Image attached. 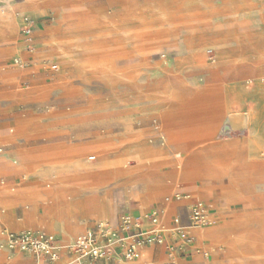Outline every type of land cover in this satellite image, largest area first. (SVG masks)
I'll use <instances>...</instances> for the list:
<instances>
[{"label": "rangeland", "instance_id": "374dc122", "mask_svg": "<svg viewBox=\"0 0 264 264\" xmlns=\"http://www.w3.org/2000/svg\"><path fill=\"white\" fill-rule=\"evenodd\" d=\"M104 1L66 4L73 16L24 15L20 27L17 13L27 9L19 10L18 0L0 8V35L14 36L9 42L21 49L0 65L5 74L0 102L14 100L7 116L19 120L8 133L19 138L38 131L32 133L39 134L37 142L29 146H40L53 143L54 130L61 129L65 141L64 150L47 153L41 162L66 169L63 180L28 179L26 170V184L33 185L11 193L9 184L19 177L3 179L0 196L16 202L10 208L0 205L15 209L13 219L23 216L24 227L45 224L56 232V226L66 224L68 201L83 195L107 205L108 215L97 214L98 219H115L114 202L98 193L130 191L139 176L151 188L150 177L169 167L158 169L135 156V143L158 161L184 153L188 143L186 157L224 146L227 155L244 157L248 170L264 177V0H147L143 10L141 0H118L107 11L96 4ZM26 19L32 24L29 39ZM27 54L33 59L21 60ZM183 110L188 114L181 122L177 115ZM143 116L152 121L148 129ZM156 129L168 137L164 150L155 145ZM124 132L127 140L120 141ZM203 175L190 170L188 181L198 182ZM114 200L119 202L116 195ZM57 204L58 214L46 211ZM2 224L9 230L5 219ZM71 244H61L62 251Z\"/></svg>", "mask_w": 264, "mask_h": 264}, {"label": "crops", "instance_id": "0c3cea01", "mask_svg": "<svg viewBox=\"0 0 264 264\" xmlns=\"http://www.w3.org/2000/svg\"><path fill=\"white\" fill-rule=\"evenodd\" d=\"M12 1L15 0H0V8L5 3ZM18 1L19 10L27 9L25 12L17 13L20 27L24 15H30L36 19H41L47 14L55 17H64L68 14L73 16L75 13L68 12L65 5L68 3L78 4L77 1L79 0ZM117 1L105 0L104 4L102 2L96 4L102 5L105 9H111L114 8L112 3ZM141 2V10L148 8L145 5L147 0H141ZM124 4L125 2L118 3L119 6ZM8 10L11 9L8 8ZM148 10L152 15L153 11ZM10 38H14V36L0 35V65L6 63L10 55H15L18 51H21V49L18 50L17 43L9 42ZM30 59H33V57L27 54L25 59L21 60ZM4 76L5 74L0 67V78ZM13 102L15 101L12 100L7 104L0 102V146L3 148V151L0 149V172L6 173H0V186L5 185L3 179H16L17 177H19L18 180H14L13 183L9 184L11 193L24 189L30 184L33 185V183L26 184V177L22 175L26 170L31 172L28 179H42L53 176L57 181L63 180L66 169L62 167L54 169L41 164L47 153L53 150H64L63 130H54V135L58 138L53 143L40 146H29L31 140L35 139L34 143L37 142L38 131H27L26 135L23 133L19 138L10 136L7 127L12 124L16 126L19 121L7 116V111ZM147 113L146 111L142 112L144 115ZM148 117L143 116L141 118L145 122V129H148V124L152 123ZM31 118L35 117H29L27 120H31ZM155 131V145L164 150L168 146V137L163 129H156ZM34 132L37 133L33 135ZM159 134H163L165 137ZM125 139L127 140L126 132L122 133L119 140L126 141ZM149 144L154 143L149 141ZM127 151L125 150L122 153L127 155ZM189 151L190 146L188 143L187 150L184 153H179L176 157L163 161L148 160L152 161L158 169L159 165H169L166 170L159 169L161 173L155 180V185L151 188L145 183H132L130 184L132 185L130 191H106L102 195L98 193V197L108 195L112 204L114 202L115 219H98L96 213L87 209L83 195L81 199L78 198L73 202L68 201L69 209L66 224L56 226V232H53L45 224L36 227H24L20 223L23 216L18 220L13 219L15 209L7 210L0 205V209L7 211L6 215H4V212H0V232L7 230L18 233L26 231V229H44L47 231L46 234L54 235L59 239L60 244L65 246L73 242L74 238L83 234L87 229L92 228L97 222H110L113 224L112 227L118 228L120 218L123 215L135 220L149 215L153 210H157L161 212L159 226L162 229L164 244L141 247L139 249L140 258L135 261L114 262L111 264H264V177L260 176L259 173L249 171L248 161L244 157L227 155L228 152H225L224 146L208 147L193 152L191 157H186V153ZM19 161H21V165H17ZM175 162L177 166L170 168ZM139 166L140 163L137 167ZM28 167L31 169H28ZM180 167L185 170L201 171L204 177L198 182H178L172 171ZM71 190L75 194L80 193L76 188ZM0 193L5 192L0 191ZM115 195L119 202L113 201ZM175 195H179V199L164 202L166 198ZM202 195L206 198L203 201L198 198ZM194 202H201L208 208L211 225L205 227L191 226L189 207ZM27 209L28 207H26ZM174 218L179 219L181 230L178 233L173 230L175 227L173 224ZM3 219H5L9 230L3 226ZM142 228L143 230L151 229L147 222L143 223ZM186 238L191 239L189 245H185L184 240ZM2 241L3 239L0 240V243ZM167 247H171L173 251L169 252ZM71 259V256L63 254L58 264H65ZM0 262V264H8L9 262L11 264H46L43 259L21 253L12 254L11 259L8 261L6 252H0Z\"/></svg>", "mask_w": 264, "mask_h": 264}, {"label": "built area", "instance_id": "2783aa9c", "mask_svg": "<svg viewBox=\"0 0 264 264\" xmlns=\"http://www.w3.org/2000/svg\"><path fill=\"white\" fill-rule=\"evenodd\" d=\"M24 25L26 26L24 33L28 35L32 24L26 19ZM160 219L161 212L153 210L149 215L135 220L123 215L118 228L112 227L108 222H97L92 228L79 235L65 252L62 251L58 238L52 234L30 230L18 233L2 230L0 234L3 236V241L0 243V252L7 253L8 261L12 254L21 253L43 259L46 264H58L63 254L72 257L65 264L131 262L138 259L141 247L164 244L159 226ZM144 222L150 225V230H143ZM189 222L193 227L211 225L208 208L201 202L192 203L189 207ZM173 224L174 232H180L178 218L173 220ZM184 241L185 245L191 243L190 238ZM167 250L173 251L171 247H167Z\"/></svg>", "mask_w": 264, "mask_h": 264}, {"label": "bare ground", "instance_id": "6f19581e", "mask_svg": "<svg viewBox=\"0 0 264 264\" xmlns=\"http://www.w3.org/2000/svg\"><path fill=\"white\" fill-rule=\"evenodd\" d=\"M82 1V0H81ZM90 1V0H89ZM93 1V0H91ZM97 1V0H96ZM74 2V1H73ZM76 2V1H75ZM78 2V1H77ZM84 2V1H83ZM24 7V6H23ZM3 9V8H2ZM13 9V8H12ZM24 12V11H23ZM11 16V15H10ZM3 18V17H2ZM7 19V18H6ZM9 19V18H8ZM21 24V22H20ZM224 31V30H223ZM230 31V30H229ZM213 32V31H212ZM15 34V33H14ZM32 32L30 30V32L28 33V37H26L25 39H29V37L32 36ZM218 34V33H217ZM223 34V33H222ZM238 34V33H237ZM219 36V35H218ZM222 41V40H221ZM216 42V41H215ZM211 44V43H210ZM190 46V45H189ZM192 46V45H191ZM213 46V45H212ZM218 47V46H217ZM201 49V48H200ZM207 49V48H206ZM228 50V49H227ZM192 51V50H191ZM18 61L17 59L14 60V62ZM181 111V110H179ZM174 112V111H173ZM188 111H185L183 110L182 112H180L177 116L178 120L184 118V116H186L188 113ZM172 116V115H171ZM175 116V115H174ZM170 119V118H169ZM185 120V119H184ZM184 120H180L181 122H184ZM159 135H163V134H159ZM164 136V135H163ZM174 136V135H173ZM165 137V136H164ZM173 138V137H172ZM177 150H183V149H177ZM133 152H134V155L137 156L138 158L140 159H144V160H147V159H152L150 156L147 155V150H146V147L140 143H135L133 145ZM132 152V153H133ZM150 154V153H148ZM129 155V154H128ZM132 155V154H131ZM133 155V156H134ZM150 155H153V154H150ZM139 159V160H140ZM188 167V166H187ZM185 168V167H184ZM176 169H180V168H176ZM174 169V170H176ZM189 172L190 170H181V171H175L173 172V175L175 176V178L179 177V181L178 182H182V181H188V177H189ZM119 174V173H118ZM155 174V173H154ZM191 174V173H190ZM193 174V173H192ZM196 174H198L196 172ZM116 176V175H114ZM119 176H123V174L119 175ZM125 176V175H124ZM194 176V174H193ZM196 176V175H195ZM140 177V176H139ZM136 179V181H134V184L137 183V184H140V183H145V179H143L144 177L141 176V178ZM158 178V176L154 175V176H151L150 179L152 181L155 182V180ZM194 178V177H193ZM192 179V178H191ZM195 179V178H194ZM144 180V181H143ZM193 180V179H192ZM195 182V181H194ZM186 185V184H185ZM160 189V188H159ZM22 191V190H21ZM141 191V190H140ZM26 194V193H25ZM10 196V195H9ZM9 196H0V202L5 205L6 207L10 208L12 206L15 205V202L16 200L13 199V197H9ZM141 196V195H140ZM43 197V196H42ZM24 198V197H23ZM31 198V197H29ZM35 198V197H34ZM145 198V197H144ZM22 199V198H20ZM26 200V199H25ZM24 200V201H25ZM19 202V201H18ZM142 202V201H141ZM33 207V206H32ZM36 207V206H35ZM86 207L89 211L91 212H94L96 214H99V215H102V216H107L108 215V207L106 204H102L100 203L97 199H94V200H86ZM57 209H59V205L57 204L56 206L54 207H51L49 208L48 210H46L47 212H49V214L51 215H56L58 214V212L56 211ZM33 211V210H32ZM0 212H5L3 209H0ZM29 219L32 218V217H28ZM33 219V218H32ZM31 220V219H30ZM33 221V220H32ZM111 226L113 225L112 223L108 222ZM26 230H30V231H33V230H38V231H41V232H45L47 233L46 230L44 229H26ZM218 239V238H217ZM140 258V254H139V257L138 259ZM196 263V261H195ZM9 264V263H8Z\"/></svg>", "mask_w": 264, "mask_h": 264}]
</instances>
